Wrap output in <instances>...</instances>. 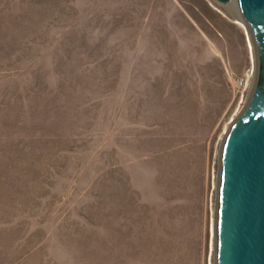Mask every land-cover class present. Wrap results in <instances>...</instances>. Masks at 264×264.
<instances>
[{"label":"rangeland","instance_id":"obj_1","mask_svg":"<svg viewBox=\"0 0 264 264\" xmlns=\"http://www.w3.org/2000/svg\"><path fill=\"white\" fill-rule=\"evenodd\" d=\"M234 5L0 0V264H215Z\"/></svg>","mask_w":264,"mask_h":264},{"label":"water","instance_id":"obj_2","mask_svg":"<svg viewBox=\"0 0 264 264\" xmlns=\"http://www.w3.org/2000/svg\"><path fill=\"white\" fill-rule=\"evenodd\" d=\"M235 3L250 29L257 75L220 154L215 264H264V0Z\"/></svg>","mask_w":264,"mask_h":264},{"label":"bare ground","instance_id":"obj_3","mask_svg":"<svg viewBox=\"0 0 264 264\" xmlns=\"http://www.w3.org/2000/svg\"><path fill=\"white\" fill-rule=\"evenodd\" d=\"M230 4H233L234 5V3H230ZM235 6V11H234V13L235 14H238L239 15V18L241 19V24L243 25V27H246L247 25L245 24V22H244V20L242 19V17L240 16V13H239V10H238V8H237V5L235 4L234 5ZM234 8V7H233ZM232 10H234V9H232ZM246 25V26H245ZM246 29L248 30V32H249V34H250V29H249V27L247 26L246 27ZM250 37H251V40H252V36H251V34H250ZM252 43H253V40H252ZM253 45H254V43H253ZM249 47L251 48L252 46L251 45H249ZM253 48H254V54H253V58H254V63H255V65H254V78H256V75H257V56H256V49H255V46H253ZM253 84H254V81H253ZM252 87H253V85H252ZM251 90H252V88H251ZM171 166V165H170ZM170 170V169H169ZM219 171H220V165H219ZM219 175V174H218ZM218 186V185H217ZM215 232V245H216V217H215V223H214V231H213V233Z\"/></svg>","mask_w":264,"mask_h":264},{"label":"built area","instance_id":"obj_4","mask_svg":"<svg viewBox=\"0 0 264 264\" xmlns=\"http://www.w3.org/2000/svg\"><path fill=\"white\" fill-rule=\"evenodd\" d=\"M251 79H253V74L251 75V72L249 71L237 77L236 85L239 89L244 90L249 86Z\"/></svg>","mask_w":264,"mask_h":264}]
</instances>
